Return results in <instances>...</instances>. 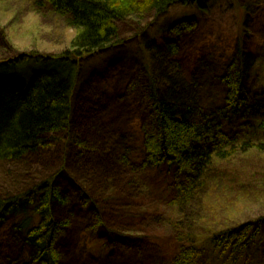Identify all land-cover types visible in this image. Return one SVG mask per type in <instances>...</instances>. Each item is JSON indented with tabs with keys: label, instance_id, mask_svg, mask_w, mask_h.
<instances>
[{
	"label": "rangeland",
	"instance_id": "374dc122",
	"mask_svg": "<svg viewBox=\"0 0 264 264\" xmlns=\"http://www.w3.org/2000/svg\"><path fill=\"white\" fill-rule=\"evenodd\" d=\"M207 7L200 11L179 5L158 19L127 20L119 31L120 46L106 48L80 63L71 136L59 135L62 142L57 148L35 158L0 162L3 197L27 192L61 172L56 185L74 199L61 210L62 220L70 223L56 246L64 264H174L179 253L191 246L192 238H206L213 231L264 217V153L236 163V169H244L236 186H228L227 180L222 186L212 182L183 212L171 206L172 169L165 165L132 174L120 161L116 165L111 153L117 149L123 155L126 145L130 161L142 162L144 138L139 126L147 88L143 72L148 64L143 49L147 41L153 39L161 46L171 41L179 44V62L188 76L201 83L207 105L211 98L224 94L218 78L236 45L264 52V0H211ZM183 21L193 28L180 27V35L170 31ZM75 35L48 6L39 8L34 0H0V60H25L18 69L6 72L8 76L19 71L30 80L38 65L28 57L60 55L70 49ZM78 139L87 142L88 149L77 147ZM233 168H228L232 183ZM80 187H88L86 192L96 200H105V225L99 231L94 230L91 210L79 204ZM26 217L38 224L34 208L29 207L26 213L9 216L0 227V264H28L21 256L23 240L18 230ZM248 252L242 259L226 261L208 248L201 264H264L262 243Z\"/></svg>",
	"mask_w": 264,
	"mask_h": 264
},
{
	"label": "trees",
	"instance_id": "16d2710c",
	"mask_svg": "<svg viewBox=\"0 0 264 264\" xmlns=\"http://www.w3.org/2000/svg\"><path fill=\"white\" fill-rule=\"evenodd\" d=\"M210 1L34 0L37 7L48 6L63 18L76 35L70 49L60 55L28 57L38 65L30 80L21 77L19 71L13 76L6 74L18 69L24 58L0 60V162L35 158L47 149L57 148L62 142L59 135L71 136L76 121L73 94L80 63L106 48L120 46L119 31L127 20L158 19L179 5L205 11ZM180 27L191 30L193 24L183 21L170 31L180 35ZM143 49L148 64L143 69L147 88L142 95L144 115L139 126L144 138L142 162L130 161L125 154L126 145L121 156L117 149L110 152L114 153L115 164L120 161L132 174L165 165L172 169L171 206L183 212V207L189 208L212 182L222 186L227 180L228 186H236V179L244 170L241 166L236 169V163L246 162L244 158L254 153H264V52L254 53L253 48L246 50L241 44L236 45L225 72L218 78L224 94L211 98L207 105L201 83L188 76L179 62L177 42L161 46L152 39ZM28 58L26 62H31ZM231 125L234 127H228ZM75 143L88 149L84 140ZM230 165L236 173L234 183L228 174ZM59 177L61 172L15 197L0 195V227L9 216L26 213L29 207L34 208L39 220L34 225L26 217L18 225L23 240L21 256L28 264H64L56 246L70 223L62 220L61 210L74 199L56 185ZM87 188H78L77 199L91 210L94 230L99 231L105 225V200H96L86 192ZM190 243L174 264H201L208 248L226 261L242 259L260 243L264 251V217L232 229L213 231L206 238H192Z\"/></svg>",
	"mask_w": 264,
	"mask_h": 264
}]
</instances>
